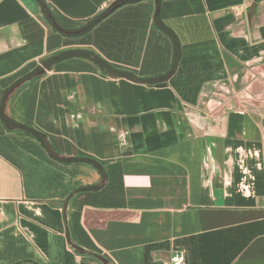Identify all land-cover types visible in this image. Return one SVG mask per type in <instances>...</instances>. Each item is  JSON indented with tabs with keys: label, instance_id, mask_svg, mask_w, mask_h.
Returning a JSON list of instances; mask_svg holds the SVG:
<instances>
[{
	"label": "crops",
	"instance_id": "obj_1",
	"mask_svg": "<svg viewBox=\"0 0 264 264\" xmlns=\"http://www.w3.org/2000/svg\"><path fill=\"white\" fill-rule=\"evenodd\" d=\"M155 6L0 0V264H264V0Z\"/></svg>",
	"mask_w": 264,
	"mask_h": 264
},
{
	"label": "trees",
	"instance_id": "obj_2",
	"mask_svg": "<svg viewBox=\"0 0 264 264\" xmlns=\"http://www.w3.org/2000/svg\"><path fill=\"white\" fill-rule=\"evenodd\" d=\"M35 1L38 3V5L40 7V12H41L43 18L45 19V21L48 24H50L53 27L54 31L59 32L62 35L69 34V33H67L64 30L60 31V28H58V26L53 21V19L51 17V14H50V11H49V8H48L47 4L44 2V0H35ZM139 1H141V0H124L123 2H121V1L115 2L114 4L106 7L105 9L101 10L98 14H96L94 17H92V19L88 23H86L81 29H79V30H81L80 33L75 34V35L72 34L71 36H78V35L80 36V35L85 34L86 32L90 31L94 26H96L101 20H103L104 18H106L109 15H111L118 8H120V7L124 6V5L137 3ZM158 11H159V0H157L156 6H155V13H154V24H155V26H157V24L159 22ZM162 30L168 37H170V39H171V41L173 43L174 53H173L172 65H171V68H170V71H173V69L175 68V66H176V64L178 62V58H179L178 42L176 41V38L174 37V35L167 28H162ZM85 56H87L96 65H98L101 68V70L104 73H106V74H112V75H115V76L124 77V78L132 80V81H138V79H136L131 73L111 68L103 60H101L98 56H96V55H94L92 53L86 52ZM52 63H55V62L47 61V60L43 62V64L48 66V67L51 66ZM33 76H35V74L31 73V74L27 75L26 77L22 78L21 80H19L18 82H16L10 88L6 89L3 92L4 99L7 97V95L12 91V89L16 85H18L22 81H24L26 79H29V78H31ZM163 78H165V76ZM0 122L7 129H11L12 131H16V132H21V133H23V134L35 139L49 153L52 151L51 148L49 147V145L47 144V142L45 141L44 137L41 134L36 132L32 127H30L28 125H25V124L18 123L16 121L8 118L7 116H5L1 107H0ZM57 160L62 162V163H66V164H71V163H85V164H88L92 168H94L102 177H105L104 169L95 160H92V159H89V158H79V157L64 158V159H61V160H59V159H57ZM91 256L95 257L93 254H91Z\"/></svg>",
	"mask_w": 264,
	"mask_h": 264
},
{
	"label": "water",
	"instance_id": "obj_3",
	"mask_svg": "<svg viewBox=\"0 0 264 264\" xmlns=\"http://www.w3.org/2000/svg\"><path fill=\"white\" fill-rule=\"evenodd\" d=\"M121 2H123L124 0H120ZM155 2H157V0H155ZM62 29H60L61 31ZM81 30H78V31H75V32H67L69 34H77V33H80ZM77 251L81 252L80 249L74 247ZM95 258L101 263V264H108V262L102 258L101 256H98V255H95Z\"/></svg>",
	"mask_w": 264,
	"mask_h": 264
}]
</instances>
